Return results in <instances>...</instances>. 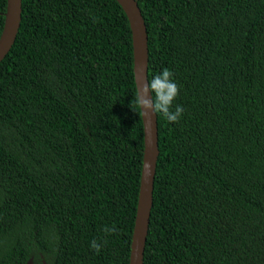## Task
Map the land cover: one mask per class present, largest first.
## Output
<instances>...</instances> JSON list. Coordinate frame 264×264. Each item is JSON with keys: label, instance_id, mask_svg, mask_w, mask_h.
Masks as SVG:
<instances>
[{"label": "trees", "instance_id": "trees-1", "mask_svg": "<svg viewBox=\"0 0 264 264\" xmlns=\"http://www.w3.org/2000/svg\"><path fill=\"white\" fill-rule=\"evenodd\" d=\"M137 3L158 129L143 264H264V0ZM143 148L119 3L21 0L0 62V264H129Z\"/></svg>", "mask_w": 264, "mask_h": 264}, {"label": "water", "instance_id": "water-1", "mask_svg": "<svg viewBox=\"0 0 264 264\" xmlns=\"http://www.w3.org/2000/svg\"><path fill=\"white\" fill-rule=\"evenodd\" d=\"M124 10L131 29L133 71L144 131L140 191L133 228L129 264H143V255L152 207L153 183L158 158L157 117L147 78V31L137 0H116ZM4 26L0 35V62L12 47L21 20V0H7ZM27 264H33L28 260Z\"/></svg>", "mask_w": 264, "mask_h": 264}]
</instances>
